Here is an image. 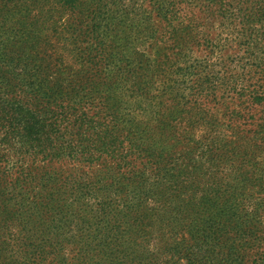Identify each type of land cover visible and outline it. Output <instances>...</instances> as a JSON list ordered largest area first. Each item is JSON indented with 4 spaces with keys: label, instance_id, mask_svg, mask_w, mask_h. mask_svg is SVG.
I'll use <instances>...</instances> for the list:
<instances>
[{
    "label": "rangeland",
    "instance_id": "rangeland-1",
    "mask_svg": "<svg viewBox=\"0 0 264 264\" xmlns=\"http://www.w3.org/2000/svg\"><path fill=\"white\" fill-rule=\"evenodd\" d=\"M1 71L0 114L81 104L103 150L24 160L0 123V264H229L264 228V0H0Z\"/></svg>",
    "mask_w": 264,
    "mask_h": 264
},
{
    "label": "trees",
    "instance_id": "trees-1",
    "mask_svg": "<svg viewBox=\"0 0 264 264\" xmlns=\"http://www.w3.org/2000/svg\"><path fill=\"white\" fill-rule=\"evenodd\" d=\"M171 26L173 27V20L168 16L166 27ZM7 73L0 72L1 87L2 85H5V87L8 85ZM23 100L22 97L15 99L14 105L1 108L4 111L0 114L5 115L0 118V123L7 125V127L3 125L6 130L3 131L1 141L13 143L14 147L12 145L8 146L10 149L15 148V145L18 146L21 159L27 160L26 155L29 157L41 155L45 158L58 159V161L75 162L82 159L90 163V158L94 156V153L103 150L102 146L98 145L103 132L99 121L102 115H88L82 109L81 104L77 108L79 111L72 107L73 113L70 114L62 107L61 110L58 107V113L53 115V121L47 119L48 123L46 119L41 120V114L37 116L36 112L29 110ZM132 117L133 115H127L126 118L118 121L120 117L115 116L108 125L110 127L108 133L109 149L111 156H114V160L117 161L119 167L130 165L129 157L132 152L125 150V146L115 143L114 131L118 129L116 123L120 126L124 125V127L127 124L134 126ZM73 134H76L77 144L71 141ZM94 137L96 138L95 143H90ZM49 139H51V143L48 142ZM136 145L132 142L131 147L134 148ZM136 147H140V145ZM108 188L110 187L108 186ZM133 205H125L126 210H129L131 214L138 210ZM137 205H140V202ZM120 209L122 210V208ZM123 218V216L117 217L118 220ZM237 258L238 262L233 259L234 263L229 262V264H264V228H260L258 232L255 231V235L252 236L248 244L240 246Z\"/></svg>",
    "mask_w": 264,
    "mask_h": 264
}]
</instances>
